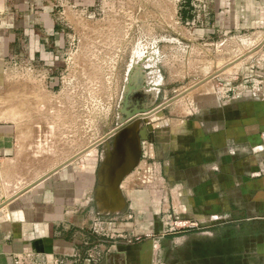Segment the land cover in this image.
Segmentation results:
<instances>
[{
  "label": "crops",
  "instance_id": "obj_1",
  "mask_svg": "<svg viewBox=\"0 0 264 264\" xmlns=\"http://www.w3.org/2000/svg\"><path fill=\"white\" fill-rule=\"evenodd\" d=\"M68 2L0 0V73L11 61L57 72ZM178 18L193 39L248 36L264 50V0H180ZM186 99L152 116V139L121 184L120 214L95 200L102 134L87 142L80 129L72 148L50 143L52 157L39 163L42 126L14 118L34 114L33 103H15L9 119L0 110V264H264V98L233 85ZM177 220L206 230L172 232Z\"/></svg>",
  "mask_w": 264,
  "mask_h": 264
},
{
  "label": "rangeland",
  "instance_id": "obj_2",
  "mask_svg": "<svg viewBox=\"0 0 264 264\" xmlns=\"http://www.w3.org/2000/svg\"><path fill=\"white\" fill-rule=\"evenodd\" d=\"M179 1L94 0L79 5L69 0V10H60L67 41L63 64L57 72L31 67L26 62L7 63L0 73L3 118H10L15 103L26 109L33 103L34 114H17L14 118L34 129L50 123V128L40 127L38 132L39 163L52 157L46 154L51 149L50 143L63 142L68 146L65 148H72L73 139L81 130L87 142L98 139L101 134L104 138L123 125L119 122L121 117L161 102L165 92L172 98L189 91L183 96L189 106L198 95L213 93L218 87L240 86L244 80L251 85V80L264 72V50H252L256 41L253 38L222 36L215 38L213 44L203 38L193 39L184 30V24L178 22ZM141 50L145 54L139 59ZM135 52H138L137 61ZM142 60L147 65L150 61L156 62L161 81L157 83L149 77L145 79L144 92L141 88L125 92L128 75L137 70ZM152 69L146 66L144 72ZM138 73L143 74L140 70ZM155 87L159 88L156 95L150 93ZM136 94L142 96L133 98ZM57 108L64 113L58 114ZM54 112L58 115L53 116ZM62 122L65 138L58 135L60 132H52L54 124L59 123L56 127L60 128ZM109 141L112 143L113 136ZM96 145L102 147L103 143ZM33 151L35 154L36 147ZM160 235H138L133 241L157 240Z\"/></svg>",
  "mask_w": 264,
  "mask_h": 264
},
{
  "label": "water",
  "instance_id": "obj_3",
  "mask_svg": "<svg viewBox=\"0 0 264 264\" xmlns=\"http://www.w3.org/2000/svg\"><path fill=\"white\" fill-rule=\"evenodd\" d=\"M144 61L146 62L148 60H146L145 58ZM144 61L142 60V64L137 67V70L134 73H130L131 76L128 77L126 81L124 89L125 92H132L133 88H135L136 90H139V88H141V90L144 92L143 87L145 79L149 78L147 77L149 72H144V67L148 66L149 68H152L150 65H144ZM155 65L157 66V64H154L153 66L155 67ZM139 70L141 71V73H143V75L138 73ZM221 71L222 70L209 76L197 86L216 76ZM138 74L142 76L140 77V82L136 80ZM153 90L156 89L153 88ZM188 92L189 91H186L177 96H174L164 101L162 104L157 103L147 105L142 109H136L135 112H128L126 118L121 117L119 120L120 124L123 125H120L117 129L110 132L98 142L103 143V146L101 162L98 169V185L96 188L95 200L98 207L103 211V213L120 214L124 212L126 207V201H124L121 206L117 207V204L119 203V196L122 194L121 184L125 177L138 166L141 160L142 141L152 139V116L156 113L158 116H161L163 114L162 109L165 106L169 105L178 98L185 96ZM137 96H142V94L133 95V98H136ZM127 119L128 121H126ZM125 132H130V134L127 135V133ZM111 136H113L112 143L109 141V138ZM96 144L94 146H97ZM110 150H112V153H114L115 156L117 155L119 157H113L112 159H108ZM104 169L106 170L107 179L109 181L103 180ZM109 203L115 204L116 206H110Z\"/></svg>",
  "mask_w": 264,
  "mask_h": 264
},
{
  "label": "built area",
  "instance_id": "obj_4",
  "mask_svg": "<svg viewBox=\"0 0 264 264\" xmlns=\"http://www.w3.org/2000/svg\"><path fill=\"white\" fill-rule=\"evenodd\" d=\"M202 8L205 9L206 5L203 3L202 4ZM194 24V23H193ZM252 84L249 85L247 80H244L243 84H241L240 86H242V88L250 90L251 92H253V94L255 96H259L264 98V72L261 71V73H259L257 75V78H253L251 80ZM206 228V226L201 227L199 223H196L195 221H191V220H177L175 221V223L171 226L170 230L173 232H178L180 230H190V229H204Z\"/></svg>",
  "mask_w": 264,
  "mask_h": 264
},
{
  "label": "bare ground",
  "instance_id": "obj_5",
  "mask_svg": "<svg viewBox=\"0 0 264 264\" xmlns=\"http://www.w3.org/2000/svg\"><path fill=\"white\" fill-rule=\"evenodd\" d=\"M137 53H138V52H135V54H134V55L136 56V57L134 58L135 61H137V57H138V54H137ZM144 54H145V52H144L143 50H141V51H140V56H139L140 58H139V59H142V56H143ZM143 60H144V59H143ZM238 63H239V62H238ZM144 65H145V63H144ZM234 67H235V66H234ZM238 67H239V66H238ZM236 68H237V67H236ZM228 73H229V72H228ZM142 75H143V74H142ZM139 77H142V76H140V75L138 74L137 77H136V79H139ZM140 79H141V78H140ZM125 133H127V135L130 134V132H129V133H128V132H125ZM113 157L118 158L119 156H117V155L115 156L114 153H112V150H110L108 159H110V158L112 159ZM103 173H104L103 180H104V181H109V180L107 179V175H106V170H105V169L103 170ZM121 193H122V192H121ZM124 201H125V200H124V197H123V195L121 194V195L119 196V203L117 204V207L121 206V204H123ZM109 205H110V206H113V207L116 206L115 204H111V203H109Z\"/></svg>",
  "mask_w": 264,
  "mask_h": 264
},
{
  "label": "flooded vegetation",
  "instance_id": "obj_6",
  "mask_svg": "<svg viewBox=\"0 0 264 264\" xmlns=\"http://www.w3.org/2000/svg\"><path fill=\"white\" fill-rule=\"evenodd\" d=\"M155 63H156V62H155ZM155 63H154V62L151 63V61L148 62V64L151 65L152 68L154 67L153 65H154ZM150 74H151L152 76H150ZM130 76H131V74L128 75V77H130ZM147 77H150L154 82H157V83L161 81V79H160L161 76H160L159 71L157 70V66H156V65H155L154 69H152V71L148 73ZM139 78H140V77H139ZM155 86H156V85H155ZM155 89H156V90H153V89H152L150 93H153L154 95H156L157 92H158V90H159V88H158V87H155Z\"/></svg>",
  "mask_w": 264,
  "mask_h": 264
}]
</instances>
